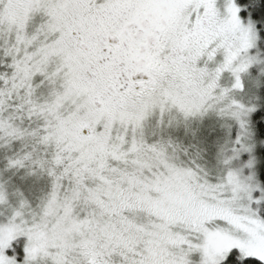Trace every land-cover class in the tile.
I'll use <instances>...</instances> for the list:
<instances>
[{
	"label": "snow or ice",
	"instance_id": "snow-or-ice-1",
	"mask_svg": "<svg viewBox=\"0 0 264 264\" xmlns=\"http://www.w3.org/2000/svg\"><path fill=\"white\" fill-rule=\"evenodd\" d=\"M0 264H264V0H0Z\"/></svg>",
	"mask_w": 264,
	"mask_h": 264
}]
</instances>
